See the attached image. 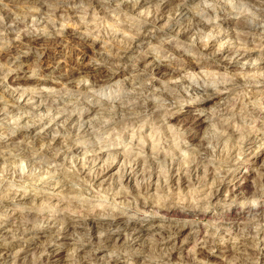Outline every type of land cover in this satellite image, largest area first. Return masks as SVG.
Listing matches in <instances>:
<instances>
[{
	"label": "rangeland",
	"instance_id": "374dc122",
	"mask_svg": "<svg viewBox=\"0 0 264 264\" xmlns=\"http://www.w3.org/2000/svg\"><path fill=\"white\" fill-rule=\"evenodd\" d=\"M260 184L264 1L0 0V264H264Z\"/></svg>",
	"mask_w": 264,
	"mask_h": 264
},
{
	"label": "bare ground",
	"instance_id": "6f19581e",
	"mask_svg": "<svg viewBox=\"0 0 264 264\" xmlns=\"http://www.w3.org/2000/svg\"><path fill=\"white\" fill-rule=\"evenodd\" d=\"M252 0H250L251 2ZM254 1V0H253ZM256 1V0H255ZM259 1H264V0H259ZM103 84H106L105 81H98V83H96L95 85H92L94 88H98L100 85H103ZM236 84V83H235ZM196 90V89H195ZM20 98V97H19ZM241 141V140H240ZM230 154V152L228 151V155ZM231 155V154H230ZM130 170H132V168H129ZM180 170V169H179ZM195 169H187V172L189 173L188 175H192L194 176V171ZM185 171V170H184ZM177 173L179 171H176ZM182 173V172H181ZM183 174V173H182ZM99 175V174H98ZM181 175V174H179ZM151 176V174H150ZM169 179H172V175H169ZM151 178V177H150ZM195 177H193L192 181L194 180ZM190 179H181V181H183L184 183L186 181L189 182ZM219 181V180H218ZM197 183V182H196ZM191 184V182H190ZM219 184V183H218ZM261 185V184H260ZM261 186H264L261 185ZM148 188V185H140L139 186V193H142L144 190H147ZM217 192V191H216ZM261 194V193H260ZM162 202V201H161ZM179 204H177V202L173 205H164V206H161L159 209H157L158 211L156 213H159L161 216H164V217H177V216H180V217H203L205 216V211L203 210H190V213H188L187 211H182L180 208H179ZM250 214H252L253 216L255 217H263L264 216V205H260L258 206L257 208H251V207H246V208H237V209H232L230 210L229 212H227L226 214H224V218L225 220L229 221V222H235V221H243V219H245L246 216H249ZM34 218V217H33ZM32 219V217H31ZM259 219V218H258ZM28 221L30 222V220L28 219ZM27 223V222H26ZM112 222H110L109 224H111ZM95 224L96 223H93V220L90 219L89 220V223H87V226H88V229L91 230V232H93V229L94 231L97 229L95 227ZM249 224V223H248ZM29 225V224H28ZM66 224H64L65 226ZM103 225V224H102ZM81 226V225H80ZM97 226V225H96ZM73 228V225H72V221L71 220H68L67 222V225L64 227L63 231L65 230H69V229H72ZM134 229V228H132ZM131 229V230H132ZM29 230V229H28ZM130 230V229H129ZM131 230H130V235H132L131 233ZM129 232V231H128ZM201 235V234H200ZM165 238V237H164ZM166 239V238H165ZM160 244H167L168 241H165L163 238H161V241H159ZM43 251H46V252H49L50 251V248L48 245H45L43 247ZM198 256H201L204 258V256H207V254H205V252L203 250H198L197 253H196ZM196 256V255H195ZM46 260L43 259V260H39L37 261V263L35 264H45ZM34 263V262H33ZM23 264V263H21ZM85 264V263H84ZM87 264V263H86Z\"/></svg>",
	"mask_w": 264,
	"mask_h": 264
}]
</instances>
